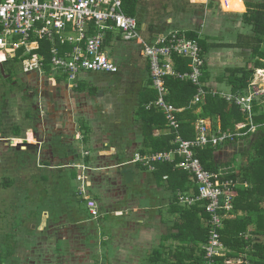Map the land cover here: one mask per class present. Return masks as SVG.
I'll use <instances>...</instances> for the list:
<instances>
[{"label":"trees","instance_id":"trees-1","mask_svg":"<svg viewBox=\"0 0 264 264\" xmlns=\"http://www.w3.org/2000/svg\"><path fill=\"white\" fill-rule=\"evenodd\" d=\"M175 1L179 0H169L168 4L170 3L172 7ZM145 3L149 2L144 0H123V10L126 14L136 17L139 24H141L138 19V10L140 6ZM243 3L245 6L243 7V12H228L225 13V18L227 19L230 15H235L240 19L244 31L239 30L235 34L233 42H222L218 45L222 48L234 47L248 51L249 59L251 60L248 61V64H251L253 67H249L247 63L242 66H226L224 71L227 74L225 73V75L221 77L217 76L214 78L218 83L224 84L227 89L229 88L228 90L230 92L239 95H245L248 92L254 70L256 68L264 69V0H243ZM208 6L211 7V4L209 3ZM160 15L159 12V16ZM228 23V21H225V25H228ZM174 27L181 28V26ZM110 33L112 32H107L106 35ZM181 33H184L189 39L197 40L201 47L202 54L205 56L203 77L201 80L204 84L203 87L206 93L203 103L192 104L191 101L197 92V86H194L189 81L180 80L173 76H167L165 78L168 90L165 100L174 105L176 109H180V111L175 113L179 121V134H181V137L184 139L194 138L195 121L207 118L212 120L213 127L216 126V121L218 120L220 124L219 128L222 131L232 134L238 132L242 133L235 135L233 140H228L216 146L207 144L205 145L206 147L195 149L196 156L200 159L205 169L215 172L224 169L227 173L226 177L237 181L239 184L233 193V210L231 212V217L223 220V227L220 230L222 241L231 250V253H228L229 256L236 257L238 254L244 252L245 248L250 245L245 234L264 235V102L252 101L251 124L246 120L245 114L242 113L239 107L233 102L225 100L218 94L212 95L210 91L216 90V88L209 89L206 85V82L212 78L211 73L207 71L208 64L206 55L209 54L208 51L210 48L214 46L210 43L209 36L199 30L187 29L186 31H181ZM118 36V38H120V35ZM50 46L51 43L49 41L43 40L41 41L40 49L37 51L45 55L46 71L49 69L47 65L49 61L47 50H49ZM173 60L177 71L184 72L189 70L188 60L186 58L173 56ZM19 61L20 59L16 57L11 61L0 64V83H2L4 87H7L8 90L17 86L19 90L22 88L24 92L29 93V95L31 94L30 96L40 95L35 86L33 90L28 87L23 88L24 81H22L21 78L18 79L20 72L18 66ZM1 69L3 71H1ZM117 73L118 71L114 74ZM49 74L52 73L48 71L44 76L47 77ZM77 89L83 90V87L77 85ZM94 90L95 88L90 89L91 92ZM155 98L156 91L148 88V86L141 87L138 93L136 111L140 120L138 125L139 130L143 138L142 147L138 149V151L142 154L152 153V151L158 152L157 150L165 151L174 147L172 143L174 139L173 131L167 126V120L163 112L160 110L157 111L152 107L151 110L145 108L146 103ZM26 115L28 116V112ZM239 123H247V125L241 129H237L236 125ZM251 125L255 127L254 130H251ZM91 130L93 131V128L89 126L88 123L81 124L79 127L81 139H77L76 142L80 150L77 148L78 153L76 157L69 161L70 164L73 165L71 167L72 169H63L67 168L69 165L67 161H64L66 158L68 159L67 149L69 142H65L61 151L57 154L59 158H62L57 165L62 174V178L55 183L57 184L56 190H58L59 195L62 196L64 201L62 202L66 205L65 215L70 218L71 223L91 219L87 206L88 199L82 198V192L75 184L78 171H83V169H85L83 167H77V165L86 167L93 161L92 155L95 151L90 142ZM156 131H160V133L156 134ZM11 135L12 137H20L21 128L15 126ZM80 144H82L83 147H81ZM27 146L33 148V145ZM224 146L237 147V150L227 160L224 159V155L221 151ZM91 147L92 153L89 151ZM85 150L86 156L83 155ZM87 151H89L90 154H88ZM124 157L123 155H114L111 158L116 160V163H120ZM238 157H242V160L237 161ZM93 158L96 160V157ZM104 158L99 159L100 161L98 163L100 164L102 160L106 163L107 160L105 159L107 158ZM79 160H81V164H77ZM43 165L50 166V161H45ZM132 165L141 168L142 171L148 170L146 166H142L138 163ZM99 166L101 167L100 169H102L106 168L108 165H102L101 163ZM154 166V172L152 171L151 173L157 180L166 181L167 189H169L174 196L171 205L180 212L179 223L177 224L178 231L172 232L166 239L178 240L180 245L172 249L169 256L163 257V259L159 251L153 252L152 261L149 264H203V252L200 245L206 241L209 229L207 223L208 216L204 211L203 203H197L190 207L179 205L177 196L175 195L177 190L181 192L192 190L193 193H196V186L192 180H190V175L180 168H175L173 163L156 162ZM31 169L32 168H28V170ZM103 171L106 170H101L99 172L93 171L91 174H88L93 183H99L102 177H104ZM105 177L108 178L109 176ZM43 178L46 180L45 176H43ZM1 184L3 187H8L12 184V179L5 177ZM89 198L95 201L97 197L94 193L93 195L90 193ZM53 218L54 219L50 221L52 223L57 222V218L54 216ZM58 220L61 221V219ZM250 249H253L250 250L249 255L251 261L255 262V264H264V243H254Z\"/></svg>","mask_w":264,"mask_h":264},{"label":"built area","instance_id":"built-area-1","mask_svg":"<svg viewBox=\"0 0 264 264\" xmlns=\"http://www.w3.org/2000/svg\"><path fill=\"white\" fill-rule=\"evenodd\" d=\"M107 32L117 33L123 41L135 43L147 59L151 84L158 97L146 107L154 105L161 110L174 134V147L149 154L135 153L123 164L138 163L154 171L156 162H169L187 172L196 186V193L178 192L177 202L187 207L203 203L209 225L207 239L201 245L203 264H251L246 257L229 256L231 250L220 233L223 220L231 217L233 193L238 182L226 177L224 170L205 169L195 153L196 148L207 144L216 146L242 133L232 134L219 127L213 129L201 119L195 123V137L184 139L179 134V121L175 116L180 109L165 100L167 76L197 86L192 104L204 100L206 91L201 78L205 56L197 40L187 38L180 30L157 34L152 40L144 39L136 18L124 12L123 0H0V64L18 57L19 71L23 74L37 72L42 76L49 71L62 75L71 87L76 86L85 72L114 74L118 71L117 65L101 49ZM43 40L51 43L48 71L45 70V55L37 52ZM173 56L186 58L189 70L177 71ZM263 92L256 84L250 85L245 95L210 91L237 105L249 123L252 101ZM246 125L239 123L236 128ZM254 128L251 125V130ZM87 206L91 219L97 220L100 213L96 202L88 198Z\"/></svg>","mask_w":264,"mask_h":264},{"label":"rangeland","instance_id":"rangeland-1","mask_svg":"<svg viewBox=\"0 0 264 264\" xmlns=\"http://www.w3.org/2000/svg\"><path fill=\"white\" fill-rule=\"evenodd\" d=\"M168 1L169 0H152L149 3L141 5L138 10L139 21L146 26L148 23L157 24L161 18L163 21H167L166 18H171V16L175 19L179 17L181 19L182 16L185 20L186 16L181 14L180 9H201L208 7L211 10L212 16L210 19L208 18L207 24L202 28V32L209 36V41L214 46L210 48L208 51L209 54L206 55L208 64L207 71L211 73L212 77H221L225 75L226 72L224 68L226 66H242L245 63L248 64V61H251L248 51L246 50L234 47L222 48L218 45L222 42H233L235 34L239 30L244 31L240 19L235 15H228L229 17L227 19L225 18V13H241L243 12V8L238 9L240 12L238 10L225 11L222 8L221 0H179L175 1L172 7L170 3L168 4ZM209 3L211 7L208 6ZM159 12L161 14L160 16ZM174 18L171 20L173 23H175ZM184 20L182 19L181 21L183 22ZM225 21L229 22L228 25H225ZM136 48H138V46H136ZM248 66L253 67L251 64H248ZM49 77L50 78L42 77V80L39 76L40 83L38 84H42L41 82L43 81L44 86L47 87V80H53L55 74H49ZM93 78L90 81L93 82L91 83L92 85H95L99 77L96 75L93 76ZM39 79H27L23 82V88L28 87L33 90L34 86L36 88L40 87V85L37 84ZM126 83L127 82H124L121 87H124ZM252 84H256L257 87L264 91V69L256 68L254 70L250 82V85ZM89 86L91 85L89 84ZM15 87L8 90L7 87H4V85L0 83L1 255L3 253L2 251H5L4 245H8V242L12 238V234L18 231V236H21L16 238L17 243L15 241L14 243L17 245L16 249L24 254L25 264H31L30 261H33V264H108L106 261H108L109 264H114L109 258L105 259L101 256L104 250L103 248L99 249L100 247H97V243L94 246H89L92 242L86 241L85 238L89 235L94 236V229L90 231L91 227L93 228L94 225H89L88 219L77 223H71L70 218L66 217V205L63 203L62 196L59 195V191L56 190L57 184H55L62 178L60 169L57 167L62 158H59L57 154H59L65 142H69V145L67 144L68 159L66 158L64 161H67L69 165L67 168L63 169H72L71 167L73 165L70 164L69 161L75 158L78 149L80 150L76 142L77 139H81L79 131L80 126L74 124L72 121H70V123L66 122L67 120L64 119V116L67 111H70L75 117H82L88 120L91 119V121H86L88 125L93 128V131L91 130L90 132L91 143H95L96 140L99 141L100 139L101 129L100 131L98 130V124L102 125V129L104 127V129H108L107 122L109 120L102 123L100 116H92L93 118L88 116L87 113L91 109L90 107L86 109L83 105L81 107L74 105L73 107L67 108L62 104L63 100L61 96L59 100L61 103L58 102V106L53 111L51 105V107H48L50 103L49 95H45V100H39V97L30 96L31 94L29 95V93L24 92L22 88L19 90L18 87ZM124 89L126 90L125 87ZM216 91L226 93V95L232 93L229 90L223 91L217 88ZM255 100L263 103L264 92L259 94ZM201 103H203V101H201ZM57 111H60V113ZM27 112L28 116H26ZM54 112L57 115V117L55 115L56 119L53 114ZM79 112H81V114ZM204 120L210 122V119ZM91 122L95 125L92 126ZM119 125L122 124L119 123ZM119 125L116 124L114 129H118ZM15 126L21 128L20 137H12L11 135ZM124 143L125 140L119 142L121 148ZM27 145H33V148H29ZM80 146L83 147L82 144H80ZM99 147L102 149L101 155L104 154V156H99L97 154V148H93L95 151L92 155L93 161H91L83 171L77 170L78 175L75 179V184L82 192L83 199H88L90 193H92V195L94 193L95 196L99 198L97 191L98 183L95 181V183H93L88 174H91L93 171H101L99 170L101 168L98 163L100 161L99 159L106 158V156L113 153L112 150H108L107 146L103 148L102 145H100ZM91 149L92 147L89 151L92 153ZM236 150L237 147L224 146L221 151L224 155V159L227 160ZM89 151H87L88 154H90ZM85 152L86 150L83 152L84 156L87 155ZM131 155L124 157L125 159L123 158V162H121L124 163L129 160L133 156ZM93 157H96V160H94ZM47 160L50 161V166L43 165ZM112 160V158L109 159V162ZM240 160H242V157H238L237 161ZM81 163V160H79L77 164ZM28 168L32 169L28 170ZM43 176L46 177V180ZM5 177L12 179V184L8 187H3L1 184ZM53 216L57 218V222L52 223L50 221L54 219ZM58 219H61V221ZM90 220L95 221L93 219ZM70 231L74 232L71 237H69L71 234ZM245 236L250 245L245 248L244 252L238 254L236 257H246L251 264H255V262L251 261L249 256L250 250H253L250 248L254 243H264V235L245 234ZM64 239H66L65 243ZM96 241L97 240H95V242ZM60 247H62V250H60Z\"/></svg>","mask_w":264,"mask_h":264},{"label":"crops","instance_id":"crops-1","mask_svg":"<svg viewBox=\"0 0 264 264\" xmlns=\"http://www.w3.org/2000/svg\"><path fill=\"white\" fill-rule=\"evenodd\" d=\"M150 1L152 0H148V2ZM180 12L183 16H186L185 20L182 16L181 19L180 17L175 19L171 16V18H166L167 21H163L161 18L157 24L148 23L144 26L141 23V35L144 39L152 40L155 35L167 33L174 30V28L181 31L191 29L202 32L203 26L207 24L208 18L210 19L212 16L208 7L180 9ZM173 18L175 23L171 21ZM174 24L177 27L181 26V28L174 27ZM118 37L117 33L114 32L106 35L102 48V51L117 65V74L85 72L80 75L76 86L73 87L65 82V78L59 74H55V78L51 81L46 79L48 82L47 87L44 86L43 81L42 84L38 83H40L42 77H50L40 76L37 72L30 74L19 72L18 79L21 78L25 82L29 78L31 80L37 78L38 80L40 76L41 78L37 81V84L40 85L37 88L40 95L34 96L39 97V100H45V95H49L50 103L48 107L52 106L53 111L58 106V102L61 103L59 101L61 96L62 104L67 108L74 105L80 107L83 105L86 109L87 107L91 108L87 113L88 116L96 117L98 115L102 123L109 120L107 122L108 129H104L105 127L102 129V125L98 124V130L101 129L100 139L99 141L96 140L98 142H95L96 145L91 143L94 149L97 148L99 156H104V154L101 155L100 145L103 148L107 146L108 150H112L113 153L106 156L107 159L104 158L110 164L103 162L104 160L101 161L102 165L107 164L108 166L100 169L107 170L103 171L104 177L101 176L102 179L99 181L101 183H98L99 198L95 199L100 217L95 221L87 220L89 225H94L90 229V231L94 229V236L89 235L85 239L92 242L89 246H94L97 243L99 249L103 248L104 251L101 250L103 251L101 256L105 259L109 258L114 264H149L152 261L153 252L159 251L163 259V257L169 256L172 249L180 245L178 240L166 239L172 232L178 231L177 224L179 223L180 212L171 205L174 196L167 189L166 181L157 180L150 171H142L141 168L132 164H127L130 166L119 165L122 162L117 164V161L113 158L109 162V159L114 155L128 157L132 153V155L140 153L138 149L142 147L143 138L138 126L140 120L137 116L136 104L141 87L148 86V88L156 91L154 100L158 97L157 90L151 84L147 59L140 54L135 43L123 41ZM92 75L99 77L95 85H92L93 82L90 81L93 78ZM215 77L217 76H213L211 80L206 82V85L209 83L207 85L209 89L217 88L228 91L224 84H220L214 79ZM124 82H127L124 86L126 90L121 87ZM77 85H81L83 90H78ZM92 88H95L93 92L90 91ZM146 105L147 110L152 107L159 111L154 105L150 108H147ZM57 112L60 113V111ZM79 113L81 114V112ZM53 114L55 117L56 113ZM64 119L67 120V123L72 121L79 126L86 121H91V119L75 117L70 111H67ZM210 122L208 123L212 126L211 119ZM119 123L122 125H119ZM116 124L119 125L118 129H114ZM91 125L95 124L91 122ZM215 127H220L218 120ZM155 133L159 134L160 131ZM121 140H125L122 148L119 144ZM105 176L109 177L106 178ZM190 180H192L191 176ZM176 192L181 191L177 190ZM188 193L193 192L190 190ZM18 233V231H15L8 245H4L5 251H2V255L0 252L2 257H0V264H25L24 254L16 249L17 245L14 243V241L17 243L16 238L21 236H18ZM73 234L74 232H71L69 237ZM95 240L97 241L95 242ZM60 250H62V247H60ZM106 262L109 264L108 261ZM30 263L33 264V261H30Z\"/></svg>","mask_w":264,"mask_h":264},{"label":"bare ground","instance_id":"bare-ground-1","mask_svg":"<svg viewBox=\"0 0 264 264\" xmlns=\"http://www.w3.org/2000/svg\"><path fill=\"white\" fill-rule=\"evenodd\" d=\"M221 2H222V8H223V10H225V11H237L238 9H241V8H243L244 7V5H243V1L242 0H227V4H224V0H221ZM128 4V3H127ZM239 11V10H238ZM240 12V11H239ZM136 18V17H135ZM137 20V19H136ZM137 24H138V27L140 28V25L141 24H139V22H138V20H137ZM174 30H176V29H174ZM238 40V39H237ZM202 45V44H201ZM43 48V47H42ZM48 51V50H47ZM176 57V56H175ZM235 66V65H234ZM222 69V68H221ZM184 72H186V71H184ZM93 73V72H92ZM203 77V76H202ZM128 79H129V77H128ZM65 82H67L66 80H65ZM76 83H77V81H76ZM116 84V83H115ZM166 84V83H165ZM245 94V93H244ZM30 104V103H29ZM147 104V103H146ZM174 106V105H173ZM175 107V106H174ZM151 110V109H150ZM1 115V114H0ZM27 116V115H26ZM25 117V116H24ZM177 117V116H176ZM27 121V120H26ZM194 123V122H193ZM195 126V125H194ZM145 131V130H144ZM174 135V134H173ZM181 135V134H180ZM17 140V139H16ZM14 142V141H13ZM210 145V144H209ZM206 147V146H205ZM158 152H159V150H157ZM152 153H154L153 151H152ZM142 154V153H141ZM145 154H149V153H145ZM119 165H127V164H123V163H121V164H119ZM166 166V165H165ZM226 167V166H225ZM165 168V167H164ZM144 169V168H143ZM171 169V168H170ZM221 170H224V169H221ZM229 170V169H228ZM149 171V170H148ZM168 171V170H167ZM225 171V170H224ZM150 172H152V171H150ZM154 172V171H153ZM174 172V171H173ZM157 174H158V172H157ZM156 174V175H157ZM179 185V184H178ZM194 185V184H193ZM180 186V185H179Z\"/></svg>","mask_w":264,"mask_h":264},{"label":"water","instance_id":"water-1","mask_svg":"<svg viewBox=\"0 0 264 264\" xmlns=\"http://www.w3.org/2000/svg\"><path fill=\"white\" fill-rule=\"evenodd\" d=\"M1 71H3V70L1 69Z\"/></svg>","mask_w":264,"mask_h":264}]
</instances>
